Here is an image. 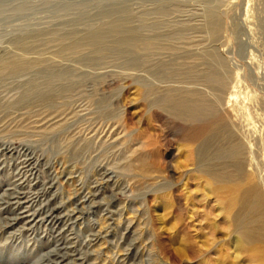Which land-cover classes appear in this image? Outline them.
I'll use <instances>...</instances> for the list:
<instances>
[{
    "label": "rangeland",
    "instance_id": "374dc122",
    "mask_svg": "<svg viewBox=\"0 0 264 264\" xmlns=\"http://www.w3.org/2000/svg\"><path fill=\"white\" fill-rule=\"evenodd\" d=\"M53 192L86 264H264V0H0V264Z\"/></svg>",
    "mask_w": 264,
    "mask_h": 264
},
{
    "label": "bare ground",
    "instance_id": "6f19581e",
    "mask_svg": "<svg viewBox=\"0 0 264 264\" xmlns=\"http://www.w3.org/2000/svg\"><path fill=\"white\" fill-rule=\"evenodd\" d=\"M189 107H190L191 110H194L195 109V102L192 105H189ZM188 110H189V108H188ZM26 139H27V137H26ZM4 149H5L6 153L11 151V149H9V148H4ZM32 150L29 147H27V148H25V150L23 152H21V151L19 152V154L21 153L19 155V158H21L19 163L22 165V168H24V170H27V171L34 169L39 164L38 157H37V155L34 156V152L35 151L33 152ZM28 167H29V169H26ZM24 170H22V171H24ZM108 171L102 172L101 175H100V178H99L100 181H98V183H96L97 184L96 186H92V188H94V190L89 192L90 193L89 196L92 197V199L95 198L96 196H98V194L100 193V190L102 188H104L106 185H109L107 183L111 182L113 177L108 176L110 174V172H108ZM72 177L73 176L70 175L67 178L71 179ZM46 178L49 179L50 181H52V179L55 178V177L51 176V174H50V175H47ZM13 181H15V179ZM53 183H55V182H52L47 187L41 186L37 191L33 192V194H30V195H27V193L29 191L28 192L27 191H16V189H15L16 187L15 188H9V189H11V192H9L10 194L4 192L2 195L6 196V198H8V199H15V198L18 199V197L19 198L20 197H27V201L28 202H32L33 201L32 202V204H33L34 201H39L40 198H42L43 196H45V197L48 196V194L51 192L50 189L53 188ZM83 186H84V184L81 183L80 188L83 187ZM57 193L58 192H53L50 195V198H48L47 201L44 202V203L40 202V205L41 204L42 205L40 207H38L39 211H42L44 213V215L40 219H38V222L40 221V223H41L42 220H44V221L46 220L48 222V228L47 229H48L49 233H53L54 231L56 233L55 234H51V238H52L51 242L54 243V245L52 246V248H49V250H47L46 252H44L40 256L39 260L37 261V264H86V262L88 260V256L90 255L91 252L88 253L85 250L82 251L81 248H79V249L76 248L75 245L70 242V239H73V238L76 239V243L81 241V237H80V235H78L79 233H76L75 231H73L74 230V223L76 221L75 220H71V217L76 212H80L82 214L83 211L80 210V209H77V207H76V209H68L69 211H67V212H65L63 214L58 213L59 211H61V208L63 207V202L62 201H59V203L54 205V206L48 207V205L51 204V201L56 199ZM85 197H86L85 198L86 201L90 198V197L88 198V196H85ZM82 200H84V199H82ZM82 200L79 201V202H82ZM94 202H96V201H94ZM6 203H7V208L9 209V211H11V209H13V210L15 209L16 205L19 206V204L21 202L18 201V200H12L11 202H6ZM91 203H93V202H91ZM11 204H14L15 206L13 208H9L8 205H11ZM34 213L35 212H33L31 214V216ZM5 218H7L10 221L11 220L15 221V220H18L21 217H5ZM75 218L79 219L80 217L78 215V216H75ZM68 221H70V222H68ZM12 225L13 224L6 223L5 227L12 226ZM60 225H62V227L59 230L56 231L55 230L56 226H60ZM72 233H75L76 235L74 234L75 235L74 237H71L70 235H68V234H72ZM89 235H91L92 238L89 237V238L84 239L85 243H82L81 246L84 245V247L85 246L88 247L94 241H96L97 239L101 238L100 234L89 233ZM74 251H77L76 254H80V256L72 257V258H70L69 261H65L70 256H74ZM76 260H80V262H76ZM5 263H6V261H5ZM87 264H93V263H87Z\"/></svg>",
    "mask_w": 264,
    "mask_h": 264
}]
</instances>
